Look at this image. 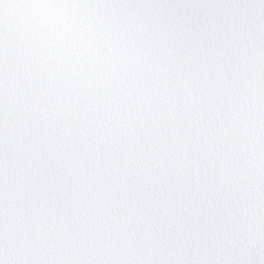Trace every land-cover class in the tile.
<instances>
[{"label": "snow or ice", "instance_id": "6c2138e0", "mask_svg": "<svg viewBox=\"0 0 264 264\" xmlns=\"http://www.w3.org/2000/svg\"><path fill=\"white\" fill-rule=\"evenodd\" d=\"M0 264H264V0H0Z\"/></svg>", "mask_w": 264, "mask_h": 264}]
</instances>
